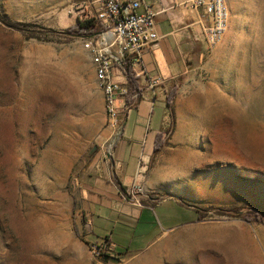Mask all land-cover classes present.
<instances>
[{
  "label": "rangeland",
  "instance_id": "obj_1",
  "mask_svg": "<svg viewBox=\"0 0 264 264\" xmlns=\"http://www.w3.org/2000/svg\"><path fill=\"white\" fill-rule=\"evenodd\" d=\"M83 2L0 0V264H113L83 237L81 173L105 126L82 37L67 31ZM227 9L221 40L176 106L175 134L192 143L185 200L205 211L143 251L114 253L116 264H264V222L242 219L264 217V0Z\"/></svg>",
  "mask_w": 264,
  "mask_h": 264
},
{
  "label": "crops",
  "instance_id": "obj_2",
  "mask_svg": "<svg viewBox=\"0 0 264 264\" xmlns=\"http://www.w3.org/2000/svg\"><path fill=\"white\" fill-rule=\"evenodd\" d=\"M140 3L154 13L158 36L153 45L139 51L132 66L140 97L133 109L117 119V138L112 141L115 132L104 126L99 150L89 169L81 173V209L89 223L88 227L84 225V240H106L122 253L143 251L163 233L195 221L194 209L185 200L189 196L186 173L192 166V143L175 134L176 106L183 101L184 86L193 81L191 76L208 52L202 34L207 17L190 0ZM151 80L156 81L150 86ZM172 86L177 87L172 104L173 132L154 155V134L164 128L171 115L165 107V95ZM154 101L158 102L155 109ZM148 133L149 140L144 141ZM111 141L107 155L105 149ZM133 182L145 191L140 206L132 205L124 196Z\"/></svg>",
  "mask_w": 264,
  "mask_h": 264
},
{
  "label": "built area",
  "instance_id": "obj_3",
  "mask_svg": "<svg viewBox=\"0 0 264 264\" xmlns=\"http://www.w3.org/2000/svg\"><path fill=\"white\" fill-rule=\"evenodd\" d=\"M141 0H84L79 7L81 20H89L97 29L81 38V48L87 53L93 71L94 83L100 91L105 113V125L118 137L119 116L133 109L140 97L131 91L125 79V71L137 63L139 51L153 45L158 36L154 29V13ZM228 0H190L200 8L207 22L202 26L204 41L209 48L220 41L227 26ZM136 74L134 75V77ZM156 80H151V86ZM112 141L107 144L108 155ZM132 205L140 206L145 197L143 187L131 183L124 192ZM92 253L99 257L112 256L116 251L111 242L100 240L90 245Z\"/></svg>",
  "mask_w": 264,
  "mask_h": 264
},
{
  "label": "trees",
  "instance_id": "obj_4",
  "mask_svg": "<svg viewBox=\"0 0 264 264\" xmlns=\"http://www.w3.org/2000/svg\"><path fill=\"white\" fill-rule=\"evenodd\" d=\"M96 30L97 29L93 26V24L89 20H79V21H77V23L75 25H72L70 28L67 29V31L76 32L81 37H85V36H88L92 33H95ZM125 75H126L127 83H128L130 90L139 92V88H138L136 78L132 74L130 67L126 68ZM173 93H174V89L172 87L167 92V94L165 96V107L166 108H169V106H170V102H171ZM169 113L171 114V112H169ZM163 144H164V141L161 138V132H156L154 134V137H153V154L157 153ZM193 209H194V212L196 214L195 221H198L202 217L203 211H205V209L201 210V209H198L195 207H193ZM220 212H223L225 214H229V212H235V211L233 209H231V211H225L224 210V211H220ZM220 212H218V210H217L218 214H220ZM250 212L251 211H249L248 213L246 212L245 215L242 216V219L247 221V222H251V221L264 222V217L261 213H259L258 211H252L251 213ZM232 216H236V214H234ZM115 253H116L115 254L116 256H119L122 254V252H115ZM103 256H105V254L99 255V259L102 260Z\"/></svg>",
  "mask_w": 264,
  "mask_h": 264
},
{
  "label": "water",
  "instance_id": "obj_5",
  "mask_svg": "<svg viewBox=\"0 0 264 264\" xmlns=\"http://www.w3.org/2000/svg\"><path fill=\"white\" fill-rule=\"evenodd\" d=\"M102 260H103L104 262H110V263H113V264H116V263L119 262V259H118L117 257H114V256H107V255L103 256V257H102Z\"/></svg>",
  "mask_w": 264,
  "mask_h": 264
},
{
  "label": "bare ground",
  "instance_id": "obj_6",
  "mask_svg": "<svg viewBox=\"0 0 264 264\" xmlns=\"http://www.w3.org/2000/svg\"><path fill=\"white\" fill-rule=\"evenodd\" d=\"M218 42H219V41H216V42H215V45H216ZM258 263L260 264V261H259Z\"/></svg>",
  "mask_w": 264,
  "mask_h": 264
}]
</instances>
